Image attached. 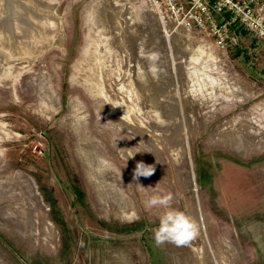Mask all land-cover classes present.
Listing matches in <instances>:
<instances>
[{
	"label": "rangeland",
	"instance_id": "1",
	"mask_svg": "<svg viewBox=\"0 0 264 264\" xmlns=\"http://www.w3.org/2000/svg\"><path fill=\"white\" fill-rule=\"evenodd\" d=\"M231 50L149 0H0V264H264V67Z\"/></svg>",
	"mask_w": 264,
	"mask_h": 264
},
{
	"label": "built area",
	"instance_id": "2",
	"mask_svg": "<svg viewBox=\"0 0 264 264\" xmlns=\"http://www.w3.org/2000/svg\"><path fill=\"white\" fill-rule=\"evenodd\" d=\"M162 30L195 31L228 56L237 45L233 25L264 44V0H149Z\"/></svg>",
	"mask_w": 264,
	"mask_h": 264
},
{
	"label": "clouds",
	"instance_id": "3",
	"mask_svg": "<svg viewBox=\"0 0 264 264\" xmlns=\"http://www.w3.org/2000/svg\"><path fill=\"white\" fill-rule=\"evenodd\" d=\"M147 59L154 61L155 55L148 56ZM153 73L155 68L150 69ZM118 106V105H113ZM128 151L127 157H132L136 152ZM154 172V166L145 164L140 161L137 162L134 170V178L140 176L148 177ZM141 189L144 186L141 185ZM146 199L144 201L146 209L161 208L158 214V225L152 230L153 239L157 246L164 244H173L177 247L190 246L191 243L197 238L199 234L198 225L185 211L180 208L173 207V195L172 193H161L156 189H153V193L148 195L145 193Z\"/></svg>",
	"mask_w": 264,
	"mask_h": 264
},
{
	"label": "crops",
	"instance_id": "4",
	"mask_svg": "<svg viewBox=\"0 0 264 264\" xmlns=\"http://www.w3.org/2000/svg\"><path fill=\"white\" fill-rule=\"evenodd\" d=\"M237 38L238 43H244L245 48H249V51L254 52L257 63L264 67V44L246 30L240 33L238 32Z\"/></svg>",
	"mask_w": 264,
	"mask_h": 264
},
{
	"label": "trees",
	"instance_id": "5",
	"mask_svg": "<svg viewBox=\"0 0 264 264\" xmlns=\"http://www.w3.org/2000/svg\"><path fill=\"white\" fill-rule=\"evenodd\" d=\"M232 29L236 32L237 35H238V32L240 33V32H243L244 31V29H241L239 27H236V25H233L232 26ZM40 189H41V186H40ZM41 192H42V194H44V196L47 195V192L46 191H42L41 190ZM74 195H76V197L81 200L82 195H81L80 191L78 192L77 190H74ZM50 205H51V202H50Z\"/></svg>",
	"mask_w": 264,
	"mask_h": 264
},
{
	"label": "bare ground",
	"instance_id": "6",
	"mask_svg": "<svg viewBox=\"0 0 264 264\" xmlns=\"http://www.w3.org/2000/svg\"><path fill=\"white\" fill-rule=\"evenodd\" d=\"M163 34H166V35H168V32H167V31H165V29H164V31H163Z\"/></svg>",
	"mask_w": 264,
	"mask_h": 264
}]
</instances>
